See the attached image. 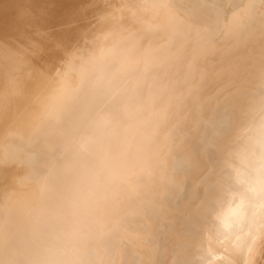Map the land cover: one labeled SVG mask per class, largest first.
<instances>
[{"label":"bare ground","instance_id":"bare-ground-1","mask_svg":"<svg viewBox=\"0 0 264 264\" xmlns=\"http://www.w3.org/2000/svg\"><path fill=\"white\" fill-rule=\"evenodd\" d=\"M208 19L215 0H179ZM241 13L220 36L190 51L174 41L156 78L115 77L113 95L155 91L165 110L157 142L128 131L127 179L112 197L90 264H264V0H229ZM246 5V6H244ZM101 24L130 38L156 24L136 0H0V76L23 102L30 82ZM151 72V68H148ZM77 126L55 135L74 147ZM30 139L0 131L5 166L30 157ZM55 148L56 145H51ZM15 225V214L0 216Z\"/></svg>","mask_w":264,"mask_h":264},{"label":"clouds","instance_id":"clouds-1","mask_svg":"<svg viewBox=\"0 0 264 264\" xmlns=\"http://www.w3.org/2000/svg\"><path fill=\"white\" fill-rule=\"evenodd\" d=\"M136 3L155 30L132 39L119 26L101 24L54 68L30 82L14 77L11 83L23 88L22 103L0 76V131L14 126L31 142L30 157L12 168L0 157V216H16L15 225L0 219V264H90L112 197L128 178L129 129L152 142L165 131L158 93L116 96L109 83L118 76L156 78L174 55V41L190 51L218 38L242 14V5L229 0H215L208 19L190 16L179 0ZM256 103L264 108V96ZM70 122L78 129L75 146L64 147L55 133Z\"/></svg>","mask_w":264,"mask_h":264}]
</instances>
